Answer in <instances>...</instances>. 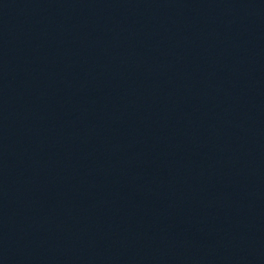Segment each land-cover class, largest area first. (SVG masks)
Returning a JSON list of instances; mask_svg holds the SVG:
<instances>
[{"label": "water", "instance_id": "water-1", "mask_svg": "<svg viewBox=\"0 0 264 264\" xmlns=\"http://www.w3.org/2000/svg\"><path fill=\"white\" fill-rule=\"evenodd\" d=\"M0 264H264V0H0Z\"/></svg>", "mask_w": 264, "mask_h": 264}]
</instances>
